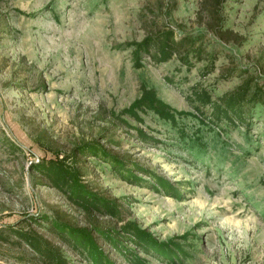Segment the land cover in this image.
Returning <instances> with one entry per match:
<instances>
[{
	"label": "rangeland",
	"instance_id": "1",
	"mask_svg": "<svg viewBox=\"0 0 264 264\" xmlns=\"http://www.w3.org/2000/svg\"><path fill=\"white\" fill-rule=\"evenodd\" d=\"M168 29L194 37L202 59L142 55L136 66L126 43ZM245 80L262 91L259 100L243 102L231 121L218 117ZM144 90L175 120L126 113ZM202 90L213 104L194 97ZM92 140L136 164L144 181L72 155ZM49 158L78 168L119 216L86 213L32 170ZM144 170L170 182L174 195ZM46 218L107 229L133 222L174 251L172 263L138 251L147 264H264V0H0V234L8 240L0 238V264H45L17 259L33 252L9 228L38 232L69 264H89ZM97 242L116 264H130Z\"/></svg>",
	"mask_w": 264,
	"mask_h": 264
},
{
	"label": "trees",
	"instance_id": "2",
	"mask_svg": "<svg viewBox=\"0 0 264 264\" xmlns=\"http://www.w3.org/2000/svg\"><path fill=\"white\" fill-rule=\"evenodd\" d=\"M126 46L132 48L136 66L141 65L140 59L142 55L150 57L156 63H161L170 60L174 55L178 54L183 64H191V57L199 61L205 52L204 48L190 34H177L172 29L148 34L140 41H129L126 43ZM261 94L262 91L259 88L254 87L252 90L250 81L245 80L232 93L225 96V100H223L224 108L217 107V116L223 115L225 119L230 120L232 118L231 111L236 113V108L247 100L254 101L256 99L258 101ZM194 97L200 101L202 106L214 103L209 93L205 90L194 91ZM196 108L199 109L198 107ZM136 110H149L163 119L175 120L174 111L160 100L152 90H144L141 96L136 98L125 111L137 117ZM78 153L94 156L108 163L113 171L130 183L144 181L143 178L137 176L135 173V170L138 169L136 168V164L128 163L126 160L112 154L96 140L83 142L75 146L72 150V155L76 156ZM31 167L32 170L45 177L52 187L64 193L68 199L80 206L86 213L91 214L96 211L103 215L119 216L116 205L90 190L81 181L80 170L67 164L64 159H40L37 162H33ZM144 171L166 194L174 195L171 192L174 188L170 182L162 176H156V174H152L147 170ZM48 222L52 234L69 246L70 249L78 253L89 264H116L98 244V238L106 240L118 255L130 264H147V259L140 256L138 251L147 254L156 251L161 253L162 257L166 258L167 261L171 263L175 261V258L173 259L172 257L174 251L167 244L159 243L150 232L133 222H127L118 229H107L99 226L76 227L67 222L54 219H50ZM119 230L124 232L123 236H121L122 232ZM7 233L15 237V243L20 245L25 243L33 252L31 257L19 256L17 259L20 261L39 260L45 264H69V260L61 248L40 233L19 228H9ZM0 238L8 241L1 234ZM123 240H129V242L135 245L137 250L128 247Z\"/></svg>",
	"mask_w": 264,
	"mask_h": 264
}]
</instances>
